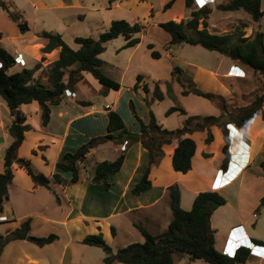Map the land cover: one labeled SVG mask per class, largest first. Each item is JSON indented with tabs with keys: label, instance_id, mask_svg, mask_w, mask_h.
Wrapping results in <instances>:
<instances>
[{
	"label": "crops",
	"instance_id": "1",
	"mask_svg": "<svg viewBox=\"0 0 264 264\" xmlns=\"http://www.w3.org/2000/svg\"><path fill=\"white\" fill-rule=\"evenodd\" d=\"M227 1L216 0L211 3L221 4ZM175 3L169 9H172ZM181 3H184L183 6H185L184 0H181ZM79 5V2L63 3L58 1L53 6L55 8H69ZM117 6L120 7L121 5L116 0L112 7ZM230 15L232 16L233 14H227V16ZM178 16H181L182 19L187 18L182 14H174V17H176L174 19L177 20ZM145 36L142 33L141 41L131 47L132 50L128 56L124 72L134 68L132 67V62L137 61V56H139V62L137 61L136 64H140L141 60H147L149 65L146 68L133 69L130 84L121 83L119 89L106 88L91 73L82 72L81 79L75 84L74 88L70 89L75 95L68 96L65 94L60 103L51 105V115L47 125L42 123L41 107L37 101L21 104L18 108L26 115V122L31 127L25 132V139L19 147V156L29 158L33 165L34 161L38 160V168L35 169L38 172H43L49 176L55 172H61L57 167V162L63 153L74 151L89 138L107 132L109 110H117L123 116L122 111H119V102L120 96L125 91H127L125 95L127 100L136 99V105L139 104L146 107L145 113L149 114V116L144 115V117H141L145 123L150 120V109L154 111L158 123L163 127L165 126L163 120L167 121L174 116L178 118L177 124L182 125L188 115H219L221 109L218 105L214 106L212 101L210 104L209 99L207 100L205 97L192 92L186 95L182 93V85L172 76L177 54L174 55L173 47L168 44L169 34L167 35L160 30V37H163L161 45L166 42L163 44V49L157 45L158 43L154 38H146ZM39 39L33 43L28 41L23 47L16 45L14 46V51L8 48L7 50L14 56L20 54L23 59L25 58L24 53H30V55L36 57V62H38L39 53L42 52L41 49L46 42L41 37ZM148 42H153L155 49L161 52L160 58L151 56V52L147 48ZM60 52L61 47L58 46L45 55L48 61L53 62L59 58ZM228 63L226 69L222 72L217 69L218 67L214 69L213 67L208 68L193 64L196 69L190 67L183 70V77L198 83L201 76L210 75L211 80L215 78L219 82V86L223 84V81L228 83V81L243 79L240 76L228 74L229 69H232L231 66L236 64L232 58ZM235 68L233 67V72L237 70ZM38 70L35 72L40 73L41 71ZM138 74L142 75V79L138 82V88L135 90L133 87L137 82ZM34 76L37 79L36 74ZM67 78L64 77L65 80ZM86 78L89 79L87 81H90V84L94 85L96 89L87 90L88 92L84 90L85 84L83 83ZM168 82L172 84V92L175 95V99L168 94ZM144 84L148 86V92L144 90ZM87 87L88 84L86 85ZM81 89L85 91L84 94H82ZM157 90L161 92L162 99H158L155 95ZM217 94H224L225 97V93L217 92ZM146 99L151 100L150 106H148ZM70 101L74 103L71 102L72 104H69ZM163 101L166 105H162L161 115L158 116L156 106H160V102ZM200 101H203L202 104L210 105V110L208 109L207 113L198 112L201 110ZM176 104L181 105L187 111V114L180 111H173L167 114V110ZM10 115V119L2 118L0 115V153L13 140L8 131V127L14 118L11 112ZM34 116L37 118H33ZM254 117L252 119H255ZM132 121L134 119H131L129 123L126 121L125 124L129 132L140 135L139 140L131 137L132 139L128 144H125L126 140L122 142L121 137L118 140H109L92 148L88 154V159L90 160L91 153L95 152L96 149H103L102 147L109 144H112L116 152L113 159L124 151L125 159L123 165L110 179L111 186L109 189H106L102 184L92 182L94 167H90L91 165L89 164L82 168L81 179L77 183L63 184L52 182L50 188H48L36 185L25 168L19 166L18 162L14 163V177L9 185V199L5 202L3 210L0 211V233L6 234L13 229L21 227L22 222L27 218L31 219V228L26 238L11 240L3 247L0 255V264H105V251L99 246L84 243L83 238L86 235L102 231L110 236L112 228H114V233H116L120 228V216L123 214L135 216L132 222L135 225L139 223L147 226L155 233L161 232L157 231L156 227L161 228L162 221H165L164 225H166V222L169 224L172 218V212H169L171 208L168 187L170 185L177 184L180 187L181 205L184 208L192 207L195 196L200 191L218 190L224 194V188L246 171L251 159H256L258 151L253 140L257 135L264 132V123L250 120L241 127L231 123V127H233L231 128L232 133H230L228 126L225 124L223 126L212 125L213 143L206 142V130H196L187 133L186 135L195 139L197 147L192 158V168L186 173L176 171L172 166V153L178 141L176 138L173 142L163 145L164 155L158 158L151 166L149 174L152 182L151 187L139 194H135L132 188L140 180L148 164L149 154L141 143L140 123L137 120V123H132L131 126ZM251 123L256 125L252 126ZM79 134L85 139L79 141V143L77 141L72 147H69V141L74 140L76 142ZM227 140V151L224 152L223 147ZM232 144L233 147L240 149V153L245 152L242 159H236L235 156L239 151H233L231 149ZM129 153L134 156V159L130 160L128 164ZM214 157L217 162L212 166L211 159ZM163 161L164 168H161L159 163ZM61 174L67 179L71 176L69 172H61ZM56 195L59 196L60 202L57 201ZM149 224L154 229H151ZM212 226L215 228L213 222ZM52 233L57 234V238L50 243L39 245L31 240V236H47ZM253 235L251 239L256 238L264 241L258 235ZM181 258H184L185 261L190 260L188 256L175 257V262ZM250 258L256 259V257L250 256L248 260ZM258 260L262 261V258ZM121 263L113 262L112 264Z\"/></svg>",
	"mask_w": 264,
	"mask_h": 264
},
{
	"label": "trees",
	"instance_id": "2",
	"mask_svg": "<svg viewBox=\"0 0 264 264\" xmlns=\"http://www.w3.org/2000/svg\"><path fill=\"white\" fill-rule=\"evenodd\" d=\"M113 6L116 0H108ZM176 0H167L163 6L166 11L172 7ZM187 8H193L195 0H184ZM0 5L8 10L9 15L16 20L22 31L29 30L26 20L22 21L14 12L10 11L3 0ZM224 11L245 10L255 21H259L264 15L262 0H228L218 6ZM212 9L207 5L192 9L190 17L181 21L167 20L159 25L169 34V45L189 43L201 45L204 48L226 54L230 52V57L240 67L251 68L259 72L264 77V31H257L253 38L241 35L234 38L233 33H217L207 29L208 15ZM203 19V28H199V20ZM145 30V25L141 21L130 22L126 19H113L108 28L99 36H76L75 42L78 48H72L64 40L61 33L42 30L37 33L38 37L46 40L42 47V53L51 52L60 46L61 52L58 59L48 64V82L42 83L35 79V71L41 67L38 62L33 67L23 68L20 71L9 72V68L15 63V56L4 46L0 45V94L5 99L13 121L8 127V131L13 137L10 145L4 152V168L0 172V211L3 210L5 202L9 199V185L14 177V163L19 158L18 165L25 168L27 173L36 185L50 188L52 182L63 184H74L80 181L83 162L87 160L92 148L109 140H118L123 132H129L125 121L117 110H109L107 132L89 138L76 150L63 153L57 162V167L61 172H69L70 178H64L61 172H55L51 176L38 172L34 169L29 158L19 156V147L25 139V132L31 125L26 122V115L18 108L21 104L37 101L41 107L42 123L47 125L51 115V105L60 103L65 96L66 89L74 88L81 79L82 72L91 73L106 88L119 89L121 83L102 70L104 60L100 57L106 49V43L120 35L124 36V47H133L141 41V33ZM147 48L153 58H160L161 52L155 49L153 42L147 43ZM68 70V71H67ZM68 72L67 80L64 79ZM172 76L183 87L182 93L190 92L203 96L225 110V97L214 92L203 91L195 83L183 77V69L178 65L173 66ZM142 75L138 74L134 89L138 88V82ZM168 94L175 99L172 92V85L167 83ZM144 90L148 92V86L144 84ZM158 99H162V94L158 90L155 92ZM148 106L151 100L146 99ZM264 105V92L257 94L254 100L245 106L239 107L236 115L229 113L231 122L241 127L245 125ZM129 106L134 117L141 125V143L148 150L149 161L146 165L140 180L133 186L132 191L139 194L151 187L149 178L151 166L164 155L163 145L178 139L172 153V166L176 171L188 172L192 168V158L196 151V141L186 135L196 130H206V142L214 140L211 126L219 119L217 115H188L185 122L176 128L169 129L158 123L155 113L150 109V120L145 123L138 115L133 100H129ZM173 111H180L187 114V111L179 104L171 106L167 114ZM117 132V133H116ZM131 137L126 138V143L131 141ZM227 144L223 151H227ZM125 154L122 151L115 159H104L98 161L94 168L92 182L102 184L106 189L111 186L110 179L117 173L124 162ZM264 170V158L259 164ZM170 197V208L172 218L167 228L161 232L149 231L141 224H136L144 236L143 242H133L126 246L113 250L106 242L101 232L91 233L83 238V242L89 245L102 247L106 253L105 264L113 262H123L126 264H175V257L188 256L190 260L202 259L207 264H241L245 263L251 255V248L245 244L237 246L233 253L217 249L215 242V228L212 226L211 218L214 211L227 202L226 197L218 190L200 191L193 201L190 209H184L181 205V189L177 184L168 187ZM60 202V198L56 195ZM260 206H264V196L260 199ZM31 228V219H25L21 227H18L6 234L0 233V255L3 247L11 240L26 238ZM114 233V228H112ZM57 238V234L47 236H31V240L39 245L52 242ZM252 241L259 246H264V241L253 238Z\"/></svg>",
	"mask_w": 264,
	"mask_h": 264
},
{
	"label": "rangeland",
	"instance_id": "3",
	"mask_svg": "<svg viewBox=\"0 0 264 264\" xmlns=\"http://www.w3.org/2000/svg\"><path fill=\"white\" fill-rule=\"evenodd\" d=\"M3 1L6 3L10 11L14 12L18 17H20L22 21L26 20L29 25V30L22 31L16 20L9 15L8 10L4 9L0 5V45L4 46L6 49H12L13 51L15 49L14 46L16 45L23 47L25 43H28V41L33 43L40 40L37 33L42 30L61 33L66 43L72 48L76 49L79 47V45L74 40L76 36H93L97 38L100 33L108 28L113 19L122 18L130 22L136 20L141 21V23L145 25V30L142 32L146 35L145 37L154 38L158 43L157 45L163 49V44L166 42L161 45L163 37H160V30L161 32H165L167 35L168 33L162 27H160L159 23L170 19L175 20L176 17H174V14H182L188 18L190 17L192 9H198L204 5H207L212 9L211 13L206 19L208 22L207 29L211 32H230L234 34V38L239 35L253 38L256 32L263 31L264 27V15L259 21H255L245 10L240 9L234 11H223L218 8L220 3L205 4L203 2L204 0L202 2L195 0V5H193V8H187L186 6H183L184 3L182 4L181 0H178L172 9H168L166 11L163 10L166 0H117L118 4L121 5L120 7L110 6L108 0H58L63 3L79 2L80 4L79 6H72L69 8H55L53 5L58 3L57 0ZM262 9L264 10V0H262ZM227 14H233L236 16H227ZM177 20L183 19L181 16H178ZM203 27V19H200L199 28ZM124 41L125 39L122 35L109 40L106 43L105 51L101 53L100 57L104 60L102 65L103 72L120 83H125L127 85L130 84L132 80L131 72L133 69L135 70L139 67L146 68V66L149 64L147 60H141L140 64H136L139 58V56H137V61L132 62V67L134 68H131L130 71L124 72L127 66L128 56L132 50L131 47H124ZM171 47H173L172 51L174 55L177 54L175 64L183 70H186L190 67L196 69V67L193 66L194 64L196 66L200 65L208 68L213 67L214 69L218 67L217 69L222 72L226 69L227 63L231 60L229 56L221 54L217 51L208 50L201 45L181 43L171 45ZM24 54V63L14 64L9 68V72L20 71L25 67L30 68L33 67L35 63L37 64L38 62H41V67L38 70L41 72H35L37 76L36 78L42 83H47L48 77L45 68L51 62L48 61L46 55L40 52L39 61L36 62V57L30 55V53ZM134 64L136 65L134 66ZM233 67H236L235 69H237L235 72H233ZM231 68L232 69H229L228 74L237 75L243 79H239L238 81H228V83L223 81V84L219 86V82L215 78L211 80L210 75H204L203 77L201 76L200 82L195 83V85L203 91H210L214 93L218 92L222 94L225 93L226 109H221L220 114L217 115L219 118L223 114L229 115V113H232L236 115L239 107L250 104L257 94L264 92V77L259 72H255L249 67H240L238 64L231 66ZM67 76L68 72L66 73L65 78H67ZM87 80L89 79L86 78L83 83L85 84L84 90L92 91L93 88L96 89L95 86L90 84V81ZM87 84L88 89L86 88ZM81 91L82 94L85 93V91L82 89ZM126 94L127 91L123 92L120 96L119 111H122V117H124L123 119L125 122L127 121V123H129L131 119H134V121L131 122L132 126V123H137V119H135L129 106V100H133L135 109L140 118L144 117V115H147L148 117L149 114L145 113V106H140L139 104L136 105V99L131 98L127 100V96H125ZM222 96H224V94ZM208 101L211 104V100ZM71 102L74 103L73 101H70L69 104H72ZM202 102L203 101L199 102L201 105V110L198 112L207 113L210 110V105H206L205 103L202 104ZM160 103V106H156V113L158 116L161 115L162 105H166L164 101ZM212 104L217 106L213 102ZM256 114L254 117L255 119L251 118L250 120L253 122L260 121L264 123V105L262 109ZM0 115L5 119L11 118L9 108L1 95ZM175 117L177 116H174L167 121L163 120V122H165L164 127L172 129L181 125L177 124L178 118ZM33 118L37 117L34 116ZM254 124L255 123H251L252 126L256 125ZM223 125L224 124H220L219 126ZM84 139L85 138L79 134L78 140H76V142L74 140H70L68 146L72 147L75 143H77V141L79 143V141ZM253 142L258 151L256 159H251L250 165L246 171H244L241 176L233 180L224 188L223 195L226 197L227 202L224 205L219 206L212 217V222L216 229L215 245L217 249L233 253L236 247L240 244H245L251 248L250 256L256 257V259L250 258L246 263L241 264H264V246L256 245L251 239L254 236L253 234L264 239V206L259 205L260 199L264 196V170L259 165L260 160L264 158V132L257 135ZM102 148L103 149H96L95 152L91 153L90 160L87 158V160L83 162L84 168L87 166V164L91 165L90 167L95 168V165L98 161L104 158L113 159L115 157L116 152L114 151L112 144ZM231 149L233 151L240 150L233 147V144ZM4 150L5 148H3L2 153H0V172L3 171ZM238 154L235 157L236 159L240 160L245 153H240L239 151ZM128 156L129 159L127 160V163L129 164L130 160L134 159V156L132 154L130 155V153ZM37 161L38 160L34 161V169L38 168ZM216 162L217 160L215 157L211 159L212 166L215 165ZM159 164L161 168H164V161L160 162ZM234 173L235 171L232 174L234 175ZM190 207L183 208L190 209ZM169 212H172L171 209ZM134 218L135 216L131 214L121 215L119 221L120 228L116 233L111 231L110 236L109 234L107 235L106 233L99 231L102 233L106 242L112 247L113 250L133 242L144 241L142 232L135 224L132 223ZM164 224L165 221H162L161 228H158V226L156 227L157 231L165 230L168 224L167 222L166 225ZM144 227L151 231L147 226ZM149 227L154 229V227L150 224ZM101 249L103 248L101 247ZM259 258H262V261H259ZM121 264L126 263L122 262ZM175 264H207V262L202 259L185 261L184 258H181L177 259Z\"/></svg>",
	"mask_w": 264,
	"mask_h": 264
},
{
	"label": "water",
	"instance_id": "4",
	"mask_svg": "<svg viewBox=\"0 0 264 264\" xmlns=\"http://www.w3.org/2000/svg\"><path fill=\"white\" fill-rule=\"evenodd\" d=\"M228 56H230V52H227L226 53ZM232 122H231V117L228 115V114H223L222 116H220V118L215 122V124H217V125H220V124H225V125H227V124H229V127L231 128V126H230V124H231ZM128 136H130V137H133V138H135L136 140H139L140 139V135L138 134V133H133V132H127V131H125V132H123V134H122V136H121V141L123 142V141H125L126 140V138L128 137ZM242 153H245L244 151L242 152ZM16 162H20V159L18 158L17 160H16Z\"/></svg>",
	"mask_w": 264,
	"mask_h": 264
},
{
	"label": "built area",
	"instance_id": "5",
	"mask_svg": "<svg viewBox=\"0 0 264 264\" xmlns=\"http://www.w3.org/2000/svg\"><path fill=\"white\" fill-rule=\"evenodd\" d=\"M216 0H204L203 2L205 4H208V3H211V2H215ZM15 63H24V59L22 58V56H20V54L18 55H15ZM1 62H0V66H1ZM65 94L68 95V96H71V95H75L74 92H72L70 89H66L65 90Z\"/></svg>",
	"mask_w": 264,
	"mask_h": 264
},
{
	"label": "clouds",
	"instance_id": "6",
	"mask_svg": "<svg viewBox=\"0 0 264 264\" xmlns=\"http://www.w3.org/2000/svg\"><path fill=\"white\" fill-rule=\"evenodd\" d=\"M227 126H228V128H229V130H230V133H231V130H232V129L229 127V124H227ZM230 126H231V124H230Z\"/></svg>",
	"mask_w": 264,
	"mask_h": 264
},
{
	"label": "snow or ice",
	"instance_id": "7",
	"mask_svg": "<svg viewBox=\"0 0 264 264\" xmlns=\"http://www.w3.org/2000/svg\"><path fill=\"white\" fill-rule=\"evenodd\" d=\"M198 2H202V0H198Z\"/></svg>",
	"mask_w": 264,
	"mask_h": 264
}]
</instances>
